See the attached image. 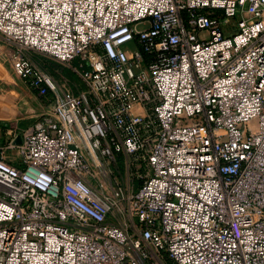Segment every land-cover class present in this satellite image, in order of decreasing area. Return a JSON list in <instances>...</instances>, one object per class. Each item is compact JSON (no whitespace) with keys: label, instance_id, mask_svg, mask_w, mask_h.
I'll use <instances>...</instances> for the list:
<instances>
[{"label":"built area","instance_id":"2783aa9c","mask_svg":"<svg viewBox=\"0 0 264 264\" xmlns=\"http://www.w3.org/2000/svg\"><path fill=\"white\" fill-rule=\"evenodd\" d=\"M0 42L46 108L0 147V264H264V0H0Z\"/></svg>","mask_w":264,"mask_h":264},{"label":"rangeland","instance_id":"374dc122","mask_svg":"<svg viewBox=\"0 0 264 264\" xmlns=\"http://www.w3.org/2000/svg\"><path fill=\"white\" fill-rule=\"evenodd\" d=\"M140 26L139 29H142ZM237 28V20L228 18L227 23L221 21V32L225 37L233 35ZM202 39L207 34H201ZM19 50L0 42V147L4 148L10 140L19 141L22 131L30 129L40 120L46 108L42 99L21 81L14 70ZM32 62L50 75L55 81H67L75 84L77 75L73 71L77 62L63 64L50 57L37 53H28ZM13 156L19 162L17 151L4 149V156ZM15 157V158H14Z\"/></svg>","mask_w":264,"mask_h":264},{"label":"crops","instance_id":"0c3cea01","mask_svg":"<svg viewBox=\"0 0 264 264\" xmlns=\"http://www.w3.org/2000/svg\"><path fill=\"white\" fill-rule=\"evenodd\" d=\"M12 157H13V156H9V158L6 157V160H8V161H15V159H13ZM14 158H15V157H14Z\"/></svg>","mask_w":264,"mask_h":264}]
</instances>
